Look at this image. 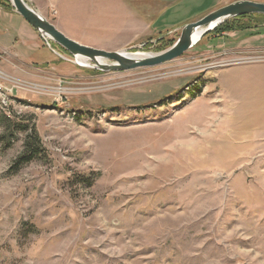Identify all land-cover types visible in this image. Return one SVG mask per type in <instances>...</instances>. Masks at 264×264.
I'll return each mask as SVG.
<instances>
[{
    "label": "rangeland",
    "instance_id": "obj_1",
    "mask_svg": "<svg viewBox=\"0 0 264 264\" xmlns=\"http://www.w3.org/2000/svg\"><path fill=\"white\" fill-rule=\"evenodd\" d=\"M24 1L79 44L149 54L225 6L147 30L137 0ZM0 83V135L9 117L43 149L14 170L25 132L0 139V264H264V16L105 71L0 0Z\"/></svg>",
    "mask_w": 264,
    "mask_h": 264
},
{
    "label": "water",
    "instance_id": "obj_2",
    "mask_svg": "<svg viewBox=\"0 0 264 264\" xmlns=\"http://www.w3.org/2000/svg\"><path fill=\"white\" fill-rule=\"evenodd\" d=\"M10 2L15 12L19 14L32 28L60 45L72 56L90 59L95 63L96 67L105 71H121L137 67H151L159 65L178 57L184 51L189 49L193 45L192 34L197 28H202L199 36L200 39L212 31L217 25L229 18L245 14H264V3L248 0L232 2L208 13L198 21L184 25L178 39L168 49L159 53L134 58L127 56L122 53V51L107 52L79 44L78 42L65 36L46 18L31 8L24 0H10ZM97 57H100L103 60H110L111 62L100 63L97 61Z\"/></svg>",
    "mask_w": 264,
    "mask_h": 264
},
{
    "label": "crops",
    "instance_id": "obj_3",
    "mask_svg": "<svg viewBox=\"0 0 264 264\" xmlns=\"http://www.w3.org/2000/svg\"><path fill=\"white\" fill-rule=\"evenodd\" d=\"M84 1L86 0H83V2ZM137 1H139V3L141 4V8L139 9H144L145 12L144 11L138 12L137 15L140 16V18H137L134 20H136L137 23L145 26L146 29L148 30L151 27L155 26L156 24L157 25L160 23L170 24L171 22L173 23L177 20H182L188 17H192L194 15H198V16L203 15L211 11L214 8L220 7L222 5H226L230 1H233V0H137ZM144 1H146V4H144ZM139 3H138V7H140ZM111 7L116 10V5L115 7L109 6V8ZM119 7L123 9L122 5H119ZM120 8L117 7V9L121 10ZM195 8L198 9L197 12H193ZM155 10H156L157 15L154 12ZM112 14L119 15L117 11L114 13H110V15ZM180 14L186 15V16L183 18H178L177 16ZM131 15L133 16V14ZM152 15L154 16L156 15L157 19L153 20L152 18H147V17H151ZM3 17L6 18L5 15H3ZM174 19L176 20L174 21ZM8 20H9V23H11L10 19ZM9 23L8 25H10ZM29 28L30 27H28V25L26 26L20 23L19 26L17 27L18 29L17 35L21 36L23 32L29 34L30 32Z\"/></svg>",
    "mask_w": 264,
    "mask_h": 264
},
{
    "label": "trees",
    "instance_id": "obj_4",
    "mask_svg": "<svg viewBox=\"0 0 264 264\" xmlns=\"http://www.w3.org/2000/svg\"><path fill=\"white\" fill-rule=\"evenodd\" d=\"M264 16L262 14H245L239 16L243 17ZM3 133L0 135V139L5 141V146H10L11 138L15 137L16 132H25V139L23 143V150L15 159L13 169L17 170L21 165L26 164L41 156L43 153L42 145L36 130L28 128L27 125H20L9 117H3Z\"/></svg>",
    "mask_w": 264,
    "mask_h": 264
},
{
    "label": "bare ground",
    "instance_id": "obj_5",
    "mask_svg": "<svg viewBox=\"0 0 264 264\" xmlns=\"http://www.w3.org/2000/svg\"><path fill=\"white\" fill-rule=\"evenodd\" d=\"M201 31H202V28H197L196 30H194L193 34H192V41H193V45L198 41L200 40L199 39V36L201 34ZM122 53L126 54L127 56H130V57H134V58H140V57H143V56H147L149 55V53H126L125 51H122ZM80 61L82 62H86V58H81V57H77ZM98 62L100 63H105L106 61L103 60L102 58L100 57H97L96 58Z\"/></svg>",
    "mask_w": 264,
    "mask_h": 264
},
{
    "label": "built area",
    "instance_id": "obj_6",
    "mask_svg": "<svg viewBox=\"0 0 264 264\" xmlns=\"http://www.w3.org/2000/svg\"><path fill=\"white\" fill-rule=\"evenodd\" d=\"M5 87L2 83H0V96H3L5 94ZM1 98V97H0ZM1 102H6V99L4 97L1 98Z\"/></svg>",
    "mask_w": 264,
    "mask_h": 264
}]
</instances>
